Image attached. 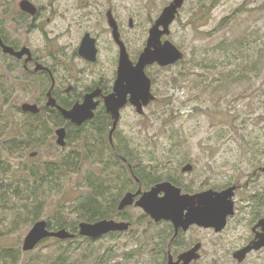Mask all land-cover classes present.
<instances>
[{
	"label": "rangeland",
	"instance_id": "obj_1",
	"mask_svg": "<svg viewBox=\"0 0 264 264\" xmlns=\"http://www.w3.org/2000/svg\"><path fill=\"white\" fill-rule=\"evenodd\" d=\"M61 1L63 8L68 5L69 0ZM165 1L143 0V26ZM167 40L183 52V59L164 68L150 67L155 102L142 116L125 109L111 141L106 135L93 137L91 127L85 126L71 129L68 143L58 147V117L35 120L20 111L22 103L44 93V85L14 88L8 100L0 95V264H49L66 247V264H99L104 251L116 244L120 247L113 250L109 264H152L151 246L137 257L124 258L135 248L134 240L122 248V242L111 238H49L31 251L22 250L38 221H46L51 231L77 230L85 222L80 206L96 193L103 194L98 201L103 215L114 210L129 184L120 181L117 155L126 158L112 149L130 154L127 162L145 174L167 163L192 162L198 171L213 168L216 179L211 185H239L238 212L252 210L248 197L264 185V0H188ZM36 151L37 157H29ZM122 167L127 182L128 170ZM35 186L37 199L30 197ZM245 264H264V254L253 255Z\"/></svg>",
	"mask_w": 264,
	"mask_h": 264
},
{
	"label": "flooded vegetation",
	"instance_id": "obj_2",
	"mask_svg": "<svg viewBox=\"0 0 264 264\" xmlns=\"http://www.w3.org/2000/svg\"><path fill=\"white\" fill-rule=\"evenodd\" d=\"M172 1L166 0L156 17L143 26V0H69L64 8L61 0H0V95L8 100L14 88L31 90L33 86L38 88L44 85V93L40 97L22 103L35 106L38 112H24L21 105L22 114L35 120L52 115L58 117L62 126L55 130V135L57 130L63 129L65 145L71 138V129H83L85 126L91 127L92 131L89 132L95 138L114 139L118 135L122 113L125 109H134L127 102L120 110L118 124L110 136L112 119L106 113L104 100L114 92L119 60L126 55L133 65L137 63L155 21ZM187 1L183 2L178 15ZM172 25L169 26V34ZM169 34L163 35L161 41H166ZM47 59H52L53 63L45 62ZM68 62L71 66L67 68ZM153 66L159 67L157 64L148 66L145 73L150 80V94L154 100L144 110L155 102L153 81L147 75ZM61 68H64L63 72ZM63 73L65 75L61 76ZM79 74L84 77L78 78ZM87 95H93L90 102L95 107L93 118L81 126H75L63 117L57 107L68 112L82 104ZM49 99L56 106H47ZM126 99H130V94ZM105 123L110 125L109 128H98V124ZM0 146L4 147V141L0 142ZM112 151L115 155L125 154L120 149ZM32 154L35 156L32 157ZM37 155L36 151L30 153L29 157L35 158ZM117 156L120 181L129 186L122 189L111 213L101 215L89 224L105 220L126 228L110 231L98 238L81 237L77 229L71 233L74 235L71 241L81 238L98 242L111 238L122 242L121 247L125 248L134 240L135 248L124 258L137 257L142 248L151 246L152 264H245L253 255L264 254V247L255 248L264 236V185L248 197L252 210L238 212L236 197L242 187L234 183L211 185L216 179L213 168L203 166L198 171L197 164L192 162L180 165L167 163L157 164L150 174H145L136 172L137 169L127 162L128 159ZM167 160L172 161L173 158L168 157ZM122 166L128 170L127 182ZM186 167L189 170H185ZM263 169L260 170L264 172ZM161 184L168 185L149 198L154 202L168 198L173 212L163 215L167 220L156 219L136 206L141 198ZM233 187V196L228 199L232 213L228 212L227 206L224 210L205 211L216 200L217 194ZM127 194L133 196L132 205L118 210L120 201ZM130 210L137 212L134 215ZM119 247L120 244H116L107 248L105 258L101 257L98 263L109 264L113 250ZM248 248L250 250L245 255H237Z\"/></svg>",
	"mask_w": 264,
	"mask_h": 264
},
{
	"label": "water",
	"instance_id": "obj_3",
	"mask_svg": "<svg viewBox=\"0 0 264 264\" xmlns=\"http://www.w3.org/2000/svg\"><path fill=\"white\" fill-rule=\"evenodd\" d=\"M185 0H173L170 5L165 7L154 26L149 32V37L146 43V47L139 56V59L135 65H133L127 58L123 55L119 60L118 75L117 80L114 84V92L110 96L106 97L104 100V107L106 113L112 119V129L110 130V136L116 129L120 118V110L129 102L135 109L136 114L143 115L144 108L153 101L154 98L150 94V80L146 76L145 68L157 64L160 68L168 67L181 61L184 57L183 53L179 51L173 43L166 40L161 41L163 35L169 34V26L173 24L178 15V10L182 7ZM31 7L27 2H24ZM33 7V6H32ZM160 28L162 30L160 31ZM92 60V59H91ZM130 94V99L127 100V95ZM93 95L85 96L82 104L74 106L70 111L66 112L61 108L60 110L63 117L70 120L75 126H81L86 121L93 118L92 111L94 106L90 104ZM47 106H56L55 102L49 99ZM21 110L24 112L37 113L38 110L35 106L24 104L21 106ZM56 144L60 147L65 146L64 137L65 131L63 129L56 131ZM111 141V138L109 139ZM32 157L35 154L31 155ZM185 170H189L186 167ZM264 170V169H263ZM164 185L161 184L157 188L152 190V193L145 195L141 198L136 206H139L145 213L154 216L156 219H168L163 215L172 214V204L168 198H162L157 202L150 200V195L158 192ZM233 188L227 189L226 191L217 194L216 200H213L210 207H206L205 211H219L227 206L228 212L232 213V207L228 199L233 196ZM132 195H125L118 205V210L132 205ZM202 213V212H201ZM227 214V213H226ZM156 215L158 217H156ZM126 226L122 224H116L109 221H100L96 224H89L82 222L78 225V235L86 238H98L110 231L122 230ZM74 237L73 234L69 233L65 229L51 231L48 228L46 221L41 220L36 222L23 240L22 250L27 252L33 250L40 242L52 238L57 240H68ZM264 247V236L261 241L255 247L259 249ZM250 249H243L237 253V255H245ZM243 257V256H242Z\"/></svg>",
	"mask_w": 264,
	"mask_h": 264
},
{
	"label": "trees",
	"instance_id": "obj_4",
	"mask_svg": "<svg viewBox=\"0 0 264 264\" xmlns=\"http://www.w3.org/2000/svg\"><path fill=\"white\" fill-rule=\"evenodd\" d=\"M109 124L105 123V124H98V128L99 127H103L106 129V127ZM129 155L130 154H123V156L126 159H129ZM128 162H131L130 160ZM99 186V185H98ZM128 187V186H127ZM36 190H37V186H35L32 190V193L30 195V197L37 199V194H36ZM15 195V194H14ZM20 194L15 195V197L17 198ZM6 198V194H3V197H1V201H5L4 199ZM103 200V194L99 193L94 196H90L86 203H83L79 210H81L80 213V217L83 221L85 222H92L94 221L96 218L100 217L101 215H103V211L101 212L102 209V203L98 202ZM41 203L38 204V207L40 206ZM87 215V216H85ZM57 222V227L58 229H61L60 225L61 222H59L58 220ZM53 230H55V227L52 228ZM70 253V250L66 247L63 248L62 250H59L58 255H56V257L49 262V264H66L68 262V254Z\"/></svg>",
	"mask_w": 264,
	"mask_h": 264
}]
</instances>
